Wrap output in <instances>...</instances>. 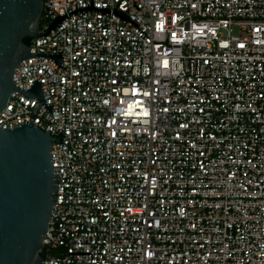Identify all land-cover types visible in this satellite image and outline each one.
Masks as SVG:
<instances>
[{
  "label": "built area",
  "instance_id": "2783aa9c",
  "mask_svg": "<svg viewBox=\"0 0 264 264\" xmlns=\"http://www.w3.org/2000/svg\"><path fill=\"white\" fill-rule=\"evenodd\" d=\"M22 59L0 127L52 135L43 264H264V0H92ZM90 0H43L40 33ZM138 23L118 17L113 10Z\"/></svg>",
  "mask_w": 264,
  "mask_h": 264
},
{
  "label": "water",
  "instance_id": "95a60500",
  "mask_svg": "<svg viewBox=\"0 0 264 264\" xmlns=\"http://www.w3.org/2000/svg\"><path fill=\"white\" fill-rule=\"evenodd\" d=\"M42 10L43 0H0V112L15 90L29 99L38 98L52 113L41 82L35 79L29 89L20 88L13 82L15 68L24 58L45 56L62 69V50L32 54L31 40L49 33L69 14L110 11L106 7H94L90 0L88 6L56 16L41 34ZM113 12L138 27L135 20L118 13L116 8ZM51 145V133L33 122L11 129L0 127V264H43L44 235L58 188Z\"/></svg>",
  "mask_w": 264,
  "mask_h": 264
}]
</instances>
